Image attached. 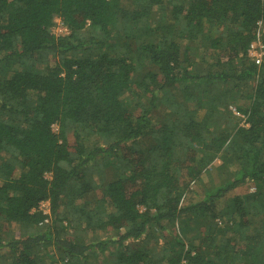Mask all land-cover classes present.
Returning a JSON list of instances; mask_svg holds the SVG:
<instances>
[{
	"label": "trees",
	"instance_id": "trees-1",
	"mask_svg": "<svg viewBox=\"0 0 264 264\" xmlns=\"http://www.w3.org/2000/svg\"><path fill=\"white\" fill-rule=\"evenodd\" d=\"M259 21L264 0H0V264H264Z\"/></svg>",
	"mask_w": 264,
	"mask_h": 264
},
{
	"label": "rangeland",
	"instance_id": "rangeland-1",
	"mask_svg": "<svg viewBox=\"0 0 264 264\" xmlns=\"http://www.w3.org/2000/svg\"><path fill=\"white\" fill-rule=\"evenodd\" d=\"M54 32H55V34L56 35H59V34H65L66 33V30L64 29V28H62L61 27V25L59 24V25H57L56 27H55V29H54ZM257 33H259V34H262V35H264L263 33H262V30L261 29H259L258 27H257ZM258 53V51L256 50V45H255V47L253 48V50H252V54H253V56L252 55H248V57L250 58V59H254L255 57H254V55H256ZM255 60V59H254ZM124 96H127L128 97V95L127 94H125ZM233 115L235 116V117H237V118H239L240 120H241V122H240V125H244V119H243V117L241 116V115H239V114H236V113H233ZM54 130L56 129L55 127L53 128ZM219 165H221V163H220V161L219 160H216L215 162H214V164H213V167H219ZM210 173H211V176L212 175H214L215 176V178H217L218 180H220L221 181V179H222V181L221 182H225L228 178L230 179L231 177H232V171L231 170H228V169H226V168H224V169H220V167H219V170H211L210 171ZM210 176V177H211ZM207 180H209V175H208V177H206L205 176V178H204V181H207ZM201 188V187H200ZM200 188H196V194L195 195H193V194H188L187 195V197H186V199H185V201H188V200H190V199H193V200H195L196 198H197V196H198V194H197V190H198V193H201V189ZM191 189H193V187H191ZM195 190V189H194ZM254 191V188H249V192H253ZM242 193L243 192V190L241 189V188H237L236 190H233V191H231V192H229V194H228V198H230V197H232V196H235V194H237V193ZM221 204H223V201L221 202ZM48 208H49V204L48 203H41L40 204V206H39V209L40 210H42V211H47L48 210ZM91 237V236H90ZM98 238L100 239V240H104L105 239V237L103 236V234L102 233H100L99 235H98ZM160 245H162V241L160 240V243H159ZM106 254V253H105Z\"/></svg>",
	"mask_w": 264,
	"mask_h": 264
},
{
	"label": "built area",
	"instance_id": "built-area-1",
	"mask_svg": "<svg viewBox=\"0 0 264 264\" xmlns=\"http://www.w3.org/2000/svg\"><path fill=\"white\" fill-rule=\"evenodd\" d=\"M257 27L259 28V29H261L262 30V33L264 34V25H263V23H261V22H258L257 23ZM259 35V36H258ZM261 38H260V34L259 33H257V38H256V40H255V42H253L251 45H250V50H249V52H248V55L250 56V55H252L253 56V54H252V50H253V48L255 47V45H256V50L258 51V53L256 54V55H254V59H255V61H257V62H260L261 61V59H262V56H263V46H262V43H261ZM232 111H233V113H236V111L234 110V109H232ZM237 114V113H236ZM43 213L44 214H47L48 213V210L47 211H43Z\"/></svg>",
	"mask_w": 264,
	"mask_h": 264
},
{
	"label": "clouds",
	"instance_id": "clouds-1",
	"mask_svg": "<svg viewBox=\"0 0 264 264\" xmlns=\"http://www.w3.org/2000/svg\"><path fill=\"white\" fill-rule=\"evenodd\" d=\"M260 22V21H259Z\"/></svg>",
	"mask_w": 264,
	"mask_h": 264
}]
</instances>
